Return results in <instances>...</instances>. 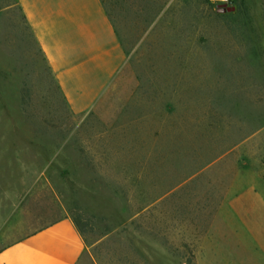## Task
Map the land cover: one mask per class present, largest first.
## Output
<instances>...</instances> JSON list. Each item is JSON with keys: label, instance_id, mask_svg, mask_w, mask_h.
Instances as JSON below:
<instances>
[{"label": "rangeland", "instance_id": "rangeland-1", "mask_svg": "<svg viewBox=\"0 0 264 264\" xmlns=\"http://www.w3.org/2000/svg\"><path fill=\"white\" fill-rule=\"evenodd\" d=\"M131 3L113 10L127 62L92 107L76 111L16 0H0L2 242L68 216L88 264H195L208 215L234 172L251 162L264 174L263 118L166 194L187 175L176 167L207 142L211 121L218 138L226 135L220 129L232 119L217 122L219 110L247 120L249 100L264 106V0H228L235 20L214 17L210 1L155 0L145 29ZM248 51L254 64L236 57Z\"/></svg>", "mask_w": 264, "mask_h": 264}, {"label": "crops", "instance_id": "crops-1", "mask_svg": "<svg viewBox=\"0 0 264 264\" xmlns=\"http://www.w3.org/2000/svg\"><path fill=\"white\" fill-rule=\"evenodd\" d=\"M69 106L92 107L127 62L101 0H16ZM9 215L2 217V222ZM0 264H88L90 252L74 221L62 217L2 242ZM195 264H264V174L251 162L232 175L200 235Z\"/></svg>", "mask_w": 264, "mask_h": 264}, {"label": "trees", "instance_id": "trees-1", "mask_svg": "<svg viewBox=\"0 0 264 264\" xmlns=\"http://www.w3.org/2000/svg\"><path fill=\"white\" fill-rule=\"evenodd\" d=\"M101 1L104 4V7L106 8V11H107L108 15L110 16V18L112 19L113 23H114L113 10L117 7H120L121 4L126 3V5L128 4V6L130 4H132L131 0H101ZM137 1H138L137 6H138L139 10L141 12H143V14H144L143 29H145L151 23V19H152L151 17H154V15H155V13H154L155 0H137ZM206 1L209 2V0H206ZM214 15H215L214 17H216V18L230 17V18L235 20V17L238 16V13L236 11H231L229 13L228 12L219 13L216 11ZM114 25H115V23H114ZM240 28L242 29V27H240ZM241 29H239L240 31H238V32H240L241 34L244 33L245 36L247 38H249L248 31L243 30V29L241 30ZM242 31H243V33H242ZM252 53H253V51L252 52L248 51V53H246V55H241V56H236V57H238V58L249 57V65H251V64H254V62H255L253 57H252ZM250 67L252 69H254L253 66H250ZM251 72H253V71H251ZM56 86H57V89L60 90L58 84H56ZM249 103H250L248 106L249 118H247V120H245L244 116L242 118L238 117L239 119H234V118H236L235 116H237V115H231L230 113H226L222 110H219V112H221V113L217 114V117H218L217 122H218L220 117L225 116V118H227V119H232L234 123L231 120V122L229 121V123H226V125L222 126V128L220 130L227 127V133L225 136H221V135H223L221 133L220 138H218L219 135H218V133H216V128H217L216 127L217 125H215L216 121H211L210 124H208L206 126V127H210L212 132H208L209 138L207 139V142H204L205 144H202L199 148L200 149L199 152H201L202 154L199 152L196 154L193 153L192 155H190V157L185 158L186 160L183 159L180 161V162L183 161V164H181V165H179V164L177 165V163L175 164V165H177V167L175 166L176 168L183 169L182 171H185V173H187V175L183 174L179 178L177 183L173 182V183L169 184V186L166 188V194L171 193V191L173 190L175 185L183 182L186 177L193 175L197 171V169H199L202 166L203 161H205V160H203L200 162V159H203L202 157L209 156V157H207V160H212V159L218 158L224 152L232 149L235 145H237L239 142L244 140L246 137H248L249 135H251L252 133L257 131L261 127L262 119L264 118V106H259L257 104V101H250L249 100ZM215 115H216V113H215ZM173 145L177 146L176 144H173ZM177 148H179V147L177 146ZM174 151L172 150V151H170V153H174ZM200 154H201V156H200ZM192 163H194V164H192ZM197 164H201L200 167H198ZM222 195L220 196L219 200L214 203L213 208L208 215V220H207L206 224L204 225L203 231L206 229L211 218L215 214V212H216V210L220 204V201L222 199ZM148 205L149 204H146L145 207ZM74 223L77 226V228L79 229V231H81L75 220H74Z\"/></svg>", "mask_w": 264, "mask_h": 264}, {"label": "water", "instance_id": "water-1", "mask_svg": "<svg viewBox=\"0 0 264 264\" xmlns=\"http://www.w3.org/2000/svg\"><path fill=\"white\" fill-rule=\"evenodd\" d=\"M234 10L233 6H229L226 3L218 4L216 11L219 13L231 12Z\"/></svg>", "mask_w": 264, "mask_h": 264}, {"label": "built area", "instance_id": "built-area-1", "mask_svg": "<svg viewBox=\"0 0 264 264\" xmlns=\"http://www.w3.org/2000/svg\"><path fill=\"white\" fill-rule=\"evenodd\" d=\"M209 1L218 5L222 3H227L228 0H209Z\"/></svg>", "mask_w": 264, "mask_h": 264}]
</instances>
